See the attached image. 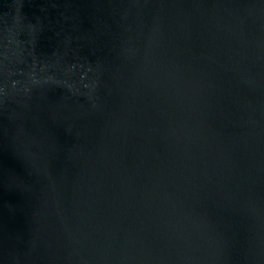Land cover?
Instances as JSON below:
<instances>
[{
	"label": "water",
	"instance_id": "1",
	"mask_svg": "<svg viewBox=\"0 0 264 264\" xmlns=\"http://www.w3.org/2000/svg\"><path fill=\"white\" fill-rule=\"evenodd\" d=\"M0 264H264V0H0Z\"/></svg>",
	"mask_w": 264,
	"mask_h": 264
}]
</instances>
